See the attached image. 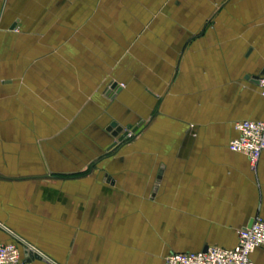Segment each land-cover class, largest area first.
<instances>
[{
	"label": "crops",
	"instance_id": "1",
	"mask_svg": "<svg viewBox=\"0 0 264 264\" xmlns=\"http://www.w3.org/2000/svg\"><path fill=\"white\" fill-rule=\"evenodd\" d=\"M124 1L142 62H85V0H0V242L31 264H165L264 219V156L228 149L264 119V0ZM101 63L124 67L109 97ZM108 122L130 138L110 148Z\"/></svg>",
	"mask_w": 264,
	"mask_h": 264
},
{
	"label": "built area",
	"instance_id": "2",
	"mask_svg": "<svg viewBox=\"0 0 264 264\" xmlns=\"http://www.w3.org/2000/svg\"><path fill=\"white\" fill-rule=\"evenodd\" d=\"M260 93L264 98V69L257 78ZM237 133L229 144V151L247 157L252 167L264 156V119L242 120L234 123ZM131 133V132H130ZM130 133L129 136L131 135ZM0 229L9 232L0 225ZM237 244L230 249L210 246L206 251L191 253L170 252L164 257L165 264H254L251 254L264 247V219L255 216L248 226L237 231ZM13 240L0 242V264H31L35 258L25 257L24 252H33L43 257L31 245L12 234Z\"/></svg>",
	"mask_w": 264,
	"mask_h": 264
},
{
	"label": "rangeland",
	"instance_id": "3",
	"mask_svg": "<svg viewBox=\"0 0 264 264\" xmlns=\"http://www.w3.org/2000/svg\"><path fill=\"white\" fill-rule=\"evenodd\" d=\"M69 6H71V4H69ZM126 6L127 4L124 0H85L84 4H79V11L82 10L84 15V29L82 32L79 31L78 35L75 34L76 32L74 30V34H70V36L77 35L80 41H82L85 62H93V59H95V62L97 59L99 62H142L138 61L139 58L137 61L134 59V54L136 53L134 49L135 45H139V43H137L139 36H130L125 32L124 14L127 9ZM51 8L52 10L60 11L64 8V5L58 3L54 8ZM74 11H76V8H74ZM106 66L108 67V63H106L105 66L101 63L102 78L107 74L113 77V79L108 78V80L105 81L104 87L101 90L102 95L105 91L108 92V90H110L113 81H121L119 79H123L124 76L123 66L121 68L117 67L113 71V74L110 73L111 75L107 73L108 68ZM119 86L123 89L125 85L123 82H116L115 88ZM115 88L111 91L115 90ZM109 96L110 94L106 97ZM113 123H115L116 126L118 125L117 122H108V124H105V131L114 140L113 142H116L121 133L114 137L112 131L115 130V127L112 128V131L107 130V127L109 128ZM124 131L130 133L129 129L123 128V132ZM127 137H129V134L117 144H122ZM110 153L111 152H106L105 154ZM91 169L92 164L82 172L76 174L72 173L65 177L68 179L73 177L77 178L88 173Z\"/></svg>",
	"mask_w": 264,
	"mask_h": 264
},
{
	"label": "water",
	"instance_id": "4",
	"mask_svg": "<svg viewBox=\"0 0 264 264\" xmlns=\"http://www.w3.org/2000/svg\"><path fill=\"white\" fill-rule=\"evenodd\" d=\"M262 73H263V71H262ZM115 86H116V84H112L110 90H108V92H107L106 95H109L110 92H111V90L114 89ZM140 125H141V124H138L137 126H135L134 128H132V132L136 131V129H137ZM114 127H115V130L112 131V128H114ZM107 130H108V131H112V135H113L114 137H116L118 134L121 133L120 136L118 137L117 141H116V142H113V143L111 144L110 148H112V147H113L114 145H116L118 142H121V141L127 136V134H128V131H124V132H123V128L120 127V126H116L115 123H113L109 128H107ZM129 130H130V128H129ZM161 174H162V168H161V170L159 171V174H158L157 180L160 179ZM251 222H252V221H251ZM251 222L249 223V225L251 224ZM206 249H207V248H206ZM206 249L203 250V251H206ZM24 256H25V257L30 256V258H32V252L25 251V252H24ZM34 258H35V259L42 260V261H44V262H47L44 258H42V257H40L39 255H36V254H35V257H34Z\"/></svg>",
	"mask_w": 264,
	"mask_h": 264
},
{
	"label": "bare ground",
	"instance_id": "5",
	"mask_svg": "<svg viewBox=\"0 0 264 264\" xmlns=\"http://www.w3.org/2000/svg\"><path fill=\"white\" fill-rule=\"evenodd\" d=\"M32 257H35V254L32 252Z\"/></svg>",
	"mask_w": 264,
	"mask_h": 264
}]
</instances>
